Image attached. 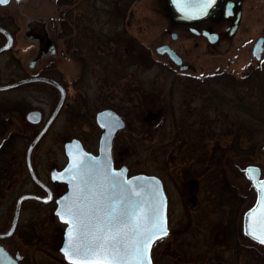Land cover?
<instances>
[{"label":"rangeland","instance_id":"rangeland-1","mask_svg":"<svg viewBox=\"0 0 264 264\" xmlns=\"http://www.w3.org/2000/svg\"><path fill=\"white\" fill-rule=\"evenodd\" d=\"M105 1L21 0L18 2L10 1L7 5L0 7V15L12 19L13 24L10 25V28L18 29L19 31L17 34L18 40L15 42L13 50L1 57L0 66L3 69L2 76L0 75V82L3 85L8 84L20 79L24 73L28 72L29 69L26 64L32 58L30 52L32 41L24 40L22 34H24L26 27L33 26L36 34L45 38L50 37L56 46V57L46 60L45 65L51 66L57 77L62 79L63 83L68 87L67 102L71 106L83 107L84 110L87 107L86 109L91 115H94L95 112L112 105L126 91L129 92V98L132 103L123 104V102L117 101L116 104L119 107L134 105L136 104L137 96L143 95L141 100L143 116L149 114L161 115L163 110H167L169 107L174 118L172 119L167 111L169 117L166 116L167 118L162 123V127L151 136L148 135L146 126L143 129V133L137 136L135 144L127 146L125 157L116 166H125L128 169V175L145 174L155 176L163 184L167 197L168 228L169 231L174 232V235L155 242L153 247H155V254L156 252L158 253L156 255L157 262L158 264H178V259L182 260V257L193 254L194 252H189L191 250L189 246L192 244L197 246L203 237H207L205 232L195 235L193 230H189L190 228L193 229V226L201 220L205 227L209 224L216 225L217 222L221 223V227L216 228L209 236L210 242H207L209 251H221L226 255L222 259L224 261L227 256L233 259L234 254L237 252L239 254L238 261H236L238 262L237 264H247L244 262L246 256H243L245 255L244 253L248 252L245 249L253 252L251 247L256 249H262L263 247L245 240L239 234L241 229H238L239 232L236 234L234 233L236 229L233 233L228 232V230H231V226L236 228L234 222L240 206H242V211H244L254 202L253 193L255 190L250 181H246L244 178L245 167L256 165L264 171V151L259 150V146L264 142V110L256 111V121L245 115L238 114L239 119L244 124L250 126L254 124V126L250 127V135L244 136L241 144L237 145L232 134L225 135L230 123H220V120H217L216 109L211 108L214 101L208 103L209 99L200 98L198 93L202 92L203 88L198 90L194 87V90L191 86L196 85L195 82H203L202 79L205 77H212L218 73H229L237 80L246 72L252 73L257 63L251 57L250 46L252 39L257 35L256 29L258 28V32H261V29L264 28V7L261 6L259 12L254 11L253 13V1H247L241 32L239 37L229 46L219 49H208L202 46L193 47L191 43H187L184 46L175 43L173 49L182 57L184 63H186L185 65L189 66L187 70L178 74L171 62L155 51L160 44L159 39L163 26L162 18H160L155 9L159 0H142V3L135 5L134 20L132 25L126 30V36L129 37V40L118 43L119 46L113 42V39L118 33L123 34V29H118L110 21V15L108 14L110 10L105 5L110 0ZM68 12L76 18L79 17L77 23L74 17L68 18ZM257 13L258 16L255 15ZM65 23H69L72 28L76 27L81 32L78 39L82 45L91 44L90 40H92L93 34V37L97 39L92 42L94 46L96 47L98 42L100 46L107 48V51L101 56L104 60L98 62V59H94L90 62L86 74L84 73V79H81L84 75L81 69V57L85 53H83L84 51L79 52L76 56V49L69 41L71 36L65 31ZM64 38L69 42L63 43ZM242 39H247V43L242 44ZM249 39L250 42H248ZM132 40L135 48L131 47ZM115 46L116 53L113 51ZM126 47L131 49L129 54L124 53ZM60 52L65 53L63 58L60 57ZM106 53L109 56H106ZM97 54L100 55L99 51ZM116 62L122 70L118 75L123 76L121 78L118 77V79H116ZM260 62L258 67H264V54ZM43 66L44 63L40 65L41 68ZM122 67L125 68L124 71ZM191 78L199 80L194 81ZM210 84L209 87H205L208 88L205 89L207 90L206 94L209 93L212 86L216 93H223V97L228 99V94L231 92L227 84ZM231 84L235 85L234 83ZM246 85L245 82L241 81L240 87L237 86L239 95L242 94L241 92ZM157 86H161L166 90L170 87H175L173 92H164L152 101L144 100L145 97L147 99V91ZM187 87H190L189 91L186 89ZM165 94L169 95L172 101L168 107H166L165 103L167 101ZM112 95L115 96L111 97ZM0 98L3 104L9 106L8 110L17 105L19 109H28L41 105L46 110L45 112H48V103L44 101L47 99L46 91L39 85L5 92L0 95ZM101 101H107L109 104L103 105ZM73 103L74 105H72ZM187 108H190V110H192L191 108L207 110L208 116L203 113L200 114L202 118H200L199 113L191 115L187 112ZM228 109L226 107V111H219L220 114L231 118L232 115L230 116ZM137 110L135 111L138 112ZM69 112V109H64L61 112L46 137L33 151L35 170L39 179L46 184H49L50 170L60 169L66 164L63 141L61 140L65 138L66 132L68 137L77 134V137L83 140L85 149L90 153L96 154L97 152V135L91 136L92 132L87 123V125L82 127V130L77 131L76 126L74 127L75 123L73 124L71 119L69 120ZM10 113L15 116L12 112ZM186 116L188 118L189 116H194L187 118L186 121L189 124L191 133L177 138L178 135L174 132L176 121L181 122L182 117ZM70 118L73 117L71 116ZM90 122H93V120H90ZM199 122L202 124L200 125ZM212 122L217 123L213 130L210 129ZM189 137L192 141H201L202 137H204L202 143L205 145V152L201 153V158L198 159L204 161V163L194 169L189 167L192 159L189 158L190 153L186 154L185 144H180ZM28 142L21 140L4 144V146L8 147L5 150L7 153L4 155L5 166L13 163L17 167V163H19V170L16 175L7 176L9 177L8 179H6V175L3 176V180H1L2 177L0 178V228L10 222L15 199L23 193L33 191V185L24 168V154ZM179 145L182 150H179ZM182 154L183 159L181 158ZM192 154L198 156V154ZM212 160L218 164L215 167L222 171L217 178L207 176L203 180H199L190 177L192 171L200 175V177L203 174L214 172L215 170L213 171L212 167H208ZM195 183L198 184L195 185ZM64 190L65 187H59L60 192ZM204 202L207 204L208 210H206ZM197 204L199 206L203 204L204 206L201 209V213L194 210V206ZM52 208L53 205L47 208L43 207V209L33 207V205L24 208L18 223L19 232L24 233L26 231L25 228L29 225L28 221H38V229L41 228L40 231L43 233L52 234L54 239H52L53 250L50 252L51 264H64L58 250L55 248H57L56 245L59 241L60 233L63 234L65 226L55 219L52 214ZM186 214H190L189 229L184 227L186 225ZM183 228L188 231L182 233ZM201 228L203 229V226ZM175 232L177 236H175ZM199 232L202 233V231ZM166 244L167 246L170 245L167 250L169 256H162L159 252ZM180 246H183V248ZM21 247H24V245L21 244ZM182 251H184L183 255ZM173 254L179 255V257L176 258ZM35 258L38 260V264L44 262L43 254L36 253ZM259 259L258 264H264V253L260 254Z\"/></svg>","mask_w":264,"mask_h":264},{"label":"flooded vegetation","instance_id":"flooded-vegetation-1","mask_svg":"<svg viewBox=\"0 0 264 264\" xmlns=\"http://www.w3.org/2000/svg\"><path fill=\"white\" fill-rule=\"evenodd\" d=\"M10 1H16V0H10ZM96 1L106 2L105 0H99V1L96 0ZM247 1L248 0H215V3L211 7H209L207 14L201 18L196 19V18H191L190 16L187 17V16L180 14L175 8V6L173 5L171 0H159V3L157 2V8L155 9L157 10V14L160 16V18H162L163 26H162V30L160 33V39H159L160 44L158 45V47L159 46L169 47L177 54V56L180 57L181 64L185 65L186 63H184L182 57L173 49L175 43L176 44L178 43L181 46H184L187 43L188 44L191 43L193 47L202 46L208 49L210 48L219 49L224 46L231 45L233 41H235V39L239 37V33L241 32V28L243 26V17L246 12ZM252 1H253V4H252L253 13L254 11L259 12L261 6L264 7V0H252ZM140 2L142 3L143 1L142 0H110L105 4L108 6V9L110 10L108 11V14L110 15V21H112V23L115 24L118 29H121V30L123 29L122 30L123 34L118 33L117 35L114 36L116 39L114 38L113 41H115L116 44L122 43L124 40H129V37L126 36L127 35L126 30H128L130 25H132V21L134 20L135 5ZM121 3L124 7H122ZM3 6L5 5L0 4V7H3ZM92 6L94 5L92 4ZM255 15L258 16V13ZM236 19H238V24L236 26V29L233 35L229 36ZM11 24H13L11 18L0 15V29L4 30L8 36L7 37L4 33L0 32V48L3 47L7 43L8 38L11 41L10 49L5 52H0V60L4 54L9 53L13 50L15 46V42H17L18 40L17 34L19 33V31L18 29L10 28ZM261 30H262L261 32H258V28L256 29L257 35L252 39V43L250 46L252 49L255 42L259 38L262 39L261 57L259 59H255L251 56L252 59H254L257 63L256 67L253 70H259L262 68V67H258V64L260 65L261 63L260 60L262 59L263 54H264V28H262ZM211 34L216 35L215 36L216 40H214V42H212L213 36ZM22 35H23L24 40L26 39V40L32 41V49L30 51L32 58L28 60L26 64L29 69L28 72L24 73V75L20 79L37 78V77L51 79L55 81L57 84H59V86L63 89L65 96H64L63 103L61 107L59 108L58 112L54 114L55 109L60 99V91L50 84H47L44 82H34V83L22 85L20 87H17L9 91H5V92L16 91L23 87L39 85L43 87L46 91L47 99L44 101L48 103L47 105L48 112L46 113L45 112L46 110L41 105H37V106L28 108V109H19L18 108L19 106L17 105L18 107L13 106L10 110H8L9 106L7 104H3L2 99L0 98V178L2 177L1 180L4 179L3 177L4 175H6V179H8L9 177L7 176H10L12 174L16 175L17 171L19 170V167H18L19 163H17L18 165L17 167L14 166L16 164H13V163L11 165L5 166L4 155H6L7 151L5 150H7L8 147L4 146V144L14 142V141L24 140V141H29L28 142V145H29L32 142V140L41 132V130L48 124L47 130L45 131V133L43 134V136L40 138L39 142L37 143L38 145L46 137V135L52 128L53 124L55 123L56 119L61 114V112L64 109H69L70 110L69 114L73 117V118H70L71 116L69 115V120L71 119L72 123L73 124L75 123L74 127L76 126L77 131L82 130V127L88 124L92 132L91 136L93 137L94 135H97V152H98V143H99V139H100V136L103 130L96 123V115L97 113L103 110H112L110 107L107 106L106 108L95 112L94 115H91V113L86 109L87 107H85V110H84L83 107L78 108V106H75L74 103L72 104L74 106H71L67 102L68 87L63 83L62 79L57 77V75L52 70L51 66L45 65L46 60H51V58H55L57 55V49H56L54 42L51 41L50 37L45 38V37H42L36 34L35 27L33 26L26 27V29L24 30V34ZM64 36L66 37V35ZM242 40H243L242 44L247 43V39L246 40L242 39ZM68 42L69 41H67L66 38L63 39V43L66 44ZM248 42H250V39ZM250 54H251V51H250ZM64 55H65L64 52H60V57L63 58ZM159 55L162 57H166L171 62V65L175 68L176 73L178 74L182 73V71L178 70V65H176L166 53L159 54ZM43 63H44V66L43 68H41L40 65ZM0 64H1V61H0ZM2 69L3 67L0 66L1 76H2ZM9 83H12V82H9ZM1 85L3 84L0 82V86ZM5 92L0 91V95ZM10 112L15 114V116H13ZM32 112L36 113V115H30V113ZM53 115L55 116L53 117ZM120 117L125 122V126L123 128L125 129L126 121L122 116ZM90 120H93V122H90ZM89 123L90 124L92 123V125H90ZM69 124L71 123L69 122ZM118 132H116L115 135ZM115 135L113 136V139H112L111 155H112L113 167L118 168L115 165L114 158L116 157L115 155L121 156V152L117 153L114 150ZM73 139H77L78 141L81 142V144H83V140L77 137V134H73L70 137H68V133L66 132L65 138L61 139L63 141V152H64V144ZM37 145L34 147V149L37 147ZM27 147H26V150H27ZM26 150L24 154V168L29 176V173L27 170L26 159H25ZM33 151L31 153V165H32L35 175L39 179L38 174L35 170L34 163H33ZM65 158H66V163H67L66 155H65ZM65 165L61 167L60 169L50 170L49 184H46L39 179L47 188L51 190V193L53 195L52 200L46 204H43L35 200L23 201L20 207L19 219H20L21 212L24 210V208L28 207L29 205H33V207H39L42 209L43 207L47 208L53 205L52 214L55 217V219L58 221L57 217L54 215L55 199L59 197L66 190V185L62 182L52 181L51 174L54 171L62 170L65 167ZM29 179H30L31 184L33 185V191L29 193L35 194L40 197L45 196V191L41 189L39 186L35 185L31 181L30 176H29ZM59 187L61 188L65 187V190L63 192H60ZM253 195H254V200H255L257 196L256 192H254ZM18 197L14 201L12 214L10 215V220H9L10 222H8L6 226H3L2 228H0V233H5L10 227L11 221L13 218L15 202L18 199ZM242 214H243L242 206H240V208L237 211L236 220L234 222V224L236 225V228L231 226L230 229L232 231L228 230V232L233 233L234 230L236 229V232H234L236 234L237 232H239L238 229H241V232L239 234H241L245 240H249L250 243L258 245L256 242L245 237L244 231H243V220L244 219H242L243 218ZM6 217L8 218V216ZM19 219H18V223H19ZM18 223L15 227L14 232L9 238L0 240V247L8 254V256H5L0 259V264H38L37 263L38 260L35 258L36 253H40L44 255V262L40 264H51L50 252L53 250L52 234L50 233L47 234V233H43L42 231H40L41 228L38 229L39 227L38 221L34 222L33 220L28 221L29 225L25 228L26 231L24 233H20ZM32 224H35V225H32ZM61 237L63 238V234L61 235ZM55 239H56V236H55ZM21 240L22 241L24 240V241L22 242ZM61 243H62V239L60 242L59 241L57 242V245H56L57 248L55 249L58 250V253L61 256L62 261L65 264H68L67 262L64 261L59 251ZM21 244L24 245V247H21ZM251 249L253 250V252L245 249V251H248L250 253L248 252L244 253L245 255L243 256H246V258H244V262L247 264H258L260 261L259 256L260 254L264 253L263 252L264 249L263 248L256 249L252 247ZM231 251L235 252L237 250H231ZM247 254L251 256L249 257V255ZM224 256L226 255L222 253V258L220 260L221 263L219 264H237L238 263L236 262L238 261L237 258L239 257V254H237V252L234 254L233 259L232 258L230 259V257L227 256L224 261L222 260ZM209 264H213V263H209Z\"/></svg>","mask_w":264,"mask_h":264},{"label":"snow or ice","instance_id":"snow-or-ice-1","mask_svg":"<svg viewBox=\"0 0 264 264\" xmlns=\"http://www.w3.org/2000/svg\"><path fill=\"white\" fill-rule=\"evenodd\" d=\"M7 0H0L6 3ZM181 12L190 0H173ZM215 0H198V14H204ZM257 189V203L246 214L245 233L264 243V183L249 167L245 170ZM125 169L112 167L111 157L98 159L81 153L70 163L61 179H68L73 191L60 201L57 214L66 221V241L61 251L71 264H152L153 242L167 235L166 198L159 182L129 180ZM50 198V197H49ZM259 213V225L250 223Z\"/></svg>","mask_w":264,"mask_h":264},{"label":"trees","instance_id":"trees-1","mask_svg":"<svg viewBox=\"0 0 264 264\" xmlns=\"http://www.w3.org/2000/svg\"><path fill=\"white\" fill-rule=\"evenodd\" d=\"M121 5H122V3H121ZM122 7H124V6L122 5ZM73 17L74 16H72L71 13L69 12L68 18H73ZM74 20L77 23L78 18L74 17ZM65 24H66L65 29L71 36L69 41L71 44H73V47L76 49V56L78 55L79 52L84 51L83 53H85V55L83 57H81V56L80 57L82 60V62H81L82 63V67H81L82 74H84V73L86 74V72L90 66V62H92L94 59H96V60L98 59V62L104 60V58H102L101 56L107 51V48L105 46L104 47L100 46V44L97 41H96L97 44L95 43L96 44V47H95L92 42L93 41L95 42V40H97V39L95 37H93V34H92V40H90L91 44L82 45V43L78 39V37H80L81 32L78 29H76V27L72 28V26L69 23H65ZM109 42H112V41H109ZM113 42L116 44L115 41H113ZM116 45L119 46L118 44H116ZM131 47L135 48L133 40H132ZM115 48H116V46L113 49L114 53H116ZM98 51H99L100 55L97 54ZM130 51H131V49H129L128 47H126V49H124V53H126V54H129ZM106 56H109V54L106 53ZM102 67L105 68L104 66H102ZM115 67L117 68L116 79H118V77L119 78L123 77L122 75H118L119 72H122V70L118 67L117 62H116ZM122 68L124 71L125 68L124 67H122ZM263 69H264V67H262L259 70H253L251 74L246 72L239 80L235 79L234 76H232L229 73H220V74L218 73V74H214L212 77H205L204 79H202L203 82H195L196 85L191 86V87H193V89L195 87L198 90H200V88H203L202 89L203 91L198 93L200 95V98L204 97L205 100L209 99L208 103H210L211 101H214V103H212V105H211V108L216 109V112L218 114L216 116V118H218L217 120H220L219 121L220 123H230L228 125L227 132H225V135H231L232 134L234 136V139H235L234 141L237 145L241 144V141L244 138V136L250 135L249 134L250 127L254 126V124H251V126L244 124L239 119L238 114L245 115L246 117H250L252 120L256 121V111L257 110H261V111L264 110V70ZM85 74L81 77V79H84ZM191 80L195 81V80H199V79L191 78ZM240 80L245 82V84H247L244 87L245 89L241 92L242 93L241 95H239V92H237L238 87H240V83H241ZM210 83L227 84L230 87L229 90L231 92L230 94H228V99L223 97V93L222 94H219V92L216 93V90L212 86L210 88L211 90L209 89L210 90L209 93L206 94L207 90H205V89H208V88H205V87H209L211 85ZM231 83H234L235 85H232ZM174 87H170L168 90L164 89L161 86H157L156 88H152V90L147 91V94H148L147 99L145 97L144 100L152 101L154 98H157V96L161 95L164 92L165 93H171L174 91ZM189 88L190 87H187L186 89H188V91H189ZM125 90H127V89H125ZM125 90H123V91H125ZM122 95L123 96L118 97L112 105L108 106L115 113H117L118 115L125 118V121H126V128L120 130L114 137V150L117 153L121 152V156L115 155L116 157L114 158V162H115L116 166L119 165L120 160H122L125 157L124 154H126L127 146H132L133 144H135L137 136L143 133V129L146 128V126L148 128V135L151 136L152 134H154L157 130H159L162 127V125H163L162 123L164 122V120L167 117H169L167 115V111H168V114L170 115V117L173 116V113H171V109L168 107V105L172 102L171 97L167 94H165V97L167 98V101L165 103H166V107H168V109L163 110V114H161V115L149 114L146 116H143L142 108H141V100H142V96H143L142 94H140L142 96H137L136 104L125 105L124 107H119L118 104H116L117 101L118 102L121 101V102H123V104L132 103V100L129 98V92L125 91ZM114 96L115 95H112L111 97H114ZM204 98L202 99L203 102H204ZM101 102L103 103V105L109 104V102H107V101L106 102L101 101ZM183 104H184V102H183ZM189 105H190V103H189ZM226 107L231 109V110H229V109L227 110L228 113L230 114V116L232 115L231 118L227 117L226 115L220 114L219 110L226 111L225 110ZM187 109H188L187 112H189V114H191V115H196L199 113L200 118H202L200 114L203 113L204 115L206 114V116H208L207 110H202V109L198 110L196 108H191L192 110H190V108H187ZM135 110H137L138 112H136ZM192 117H194V116H189V118H192ZM173 118L174 117H172V119ZM182 118L183 119L181 120V122L176 121V125L174 128V132L178 135L177 138H180V136L184 137L185 134L191 133V129L189 127V124L186 123L188 116L182 117ZM204 121H205V119H204ZM199 124L201 125L202 123L199 122ZM216 125H217V123L212 122V126H210V129L213 130V127ZM181 139H182V137H181ZM203 140H204V137H202L201 141H198V140L192 141V140H190V137H189V138H187L186 141H182L180 143L181 145L185 144L184 148H185L186 154L190 153L189 158L192 159L191 160L192 162L189 164V167L190 168L192 167V169H194L196 166L199 167L204 163V161L198 160L199 158H201V153L205 152V145L202 143ZM179 150H182L181 146L179 147ZM192 153L198 154V156L193 155ZM181 158L183 159V154H182ZM205 163L208 164L207 161H205ZM215 166H218V164L212 160L208 164V167L209 168L212 167L213 171L215 170L214 172H211L210 174L209 173L203 174L200 177V175H198L192 171L190 174V177L192 179H199V180H203L204 177H207V176H210V177L214 176L215 178H217L218 174H221L222 171L217 169L218 167H215ZM210 170H212V169H210ZM205 171H208V170H205ZM193 184H194V182H193ZM197 184L198 183H195V185H197ZM204 206H205L206 210H208L207 204L205 202H204ZM204 206H203V204H201L200 206L197 204L196 206H194V210H197L201 213L202 212L201 209ZM221 207H222V203H221ZM207 213H209V212H207ZM189 215L190 214H186V218H185L186 219V225L184 227H186V228L189 227V223H190ZM201 226H203V229L201 228ZM218 227H221L220 222H217L216 225L209 224L205 227L204 224L202 223V221L199 220V222H197L193 226V229L188 228L189 230H193L195 235H198V233L203 234V232H205L206 233L205 235H207V237L206 236L203 237L201 242L197 246L195 244H192L191 246H189L191 249V250H189V252H194V253L191 255L188 254L187 256L182 257L183 258L182 260L178 259L177 262H179V263L182 262L181 264H185V263L186 264H209V263L219 264L220 260H221L222 252L221 251L218 252L215 250L209 251V249L207 247V242H210L209 241L210 234L212 232H214L216 230V228H218ZM196 230H198V231H196ZM185 231H188V230H184V228H183V231H181V232L183 233ZM199 231H202V233ZM61 235H62V233H60L59 242L62 239ZM173 235H174V232L169 231V233L166 237H168V236L172 237ZM175 236H177L176 232H175ZM173 240L176 241L175 239H173ZM180 247L183 248V246H180ZM152 248L153 249L151 250V257L153 260V264H158L157 259H156V255L158 253L156 252V254H155V252H154L155 247H152ZM169 248H170V245H168V246H167V244L164 245L161 248L162 250H161V252H159V254H161L162 256H164V255L169 256V253L167 252V250ZM183 253H184V251H182V255H183ZM173 256H175L176 258L179 257V255H177V254L176 255L173 254Z\"/></svg>","mask_w":264,"mask_h":264},{"label":"water","instance_id":"water-1","mask_svg":"<svg viewBox=\"0 0 264 264\" xmlns=\"http://www.w3.org/2000/svg\"><path fill=\"white\" fill-rule=\"evenodd\" d=\"M9 1L10 0H7L6 3H0V4L6 5ZM16 1H21V0H16ZM171 1L173 3V0H171ZM190 2L192 4V7H190L186 12H181L176 7V5L174 3H173V5L175 6V8L177 9V11L180 14H182L184 16H187V17L190 16L191 18H196L197 19V18H201V17H203V16H205L207 14L209 8L207 9V11L204 14H202V15L198 14L200 12V9L198 7H196V4L198 3V0H190ZM237 24H238V19H236V21H235V23H234V25H233V27L231 29L232 31L230 32L229 36L233 35ZM0 32L4 33L7 36V33L4 30L0 29ZM211 35L213 36L212 42H214V40H216V37H215L216 35L215 34H211ZM10 47H11V41L8 38L7 43L3 47L0 48V52H5V51L9 50ZM155 51L158 54L166 53L169 56V58L176 65H178V70L179 71H184V70L188 69V66L181 64L180 57L177 56V54L172 49H170L169 47H167V46H159V47L156 48ZM261 52H262V39L259 38L255 42V44L253 45V47L251 49V56L256 58V59H259L261 57ZM34 82H44V83L50 84V85H52L53 87H55L56 89H58L60 91V99H59L58 105H57V107L55 109V112H54V114H56L58 112L59 108L61 107L62 103H63L65 93H64L63 89L59 86V84H57L55 81H53L51 79L40 78V77L20 79V80H16V81H14L12 83H9V84L1 85L0 86V91H3V92L9 91V90L15 89L17 87H20L22 85H26V84H30V83H34ZM30 115H36V113L32 112V113H30ZM54 116L55 115H53V117ZM96 123L103 130V132H102V134L100 136V139H99L97 154L94 155L92 153L87 152L84 149V147L82 146L81 142L78 141L77 139L70 140V141H68V142H66L64 144V153H65V155L67 157V163H66L65 167L62 170L54 171L51 174V180L52 181L62 182V183H64L66 185V190L59 197H57L55 199L54 215L57 217V219H58V221L60 223L65 225L64 230H63V239H62V243H61L59 251H60L61 255L63 256V259L69 264H71V262L66 259V257L64 256V253L61 251V248L64 246V243L66 241V231H67V228H68V224H67L66 221H62L60 219L59 215L57 214V208L62 206L60 204V201L64 200V198L66 196H70L72 191H73V189H72L71 185L69 184L68 179H61L60 177L64 175V170L66 168H68L70 163H75L76 160H78L80 158L81 153L88 154V155H90L92 157H96L98 159H106L108 156H110L111 157L112 167H113L112 155H111L112 139H113V136L115 135V133L118 130L124 128V126H125V123H124L123 119L120 116H118L115 112H113L112 110H103V111H100L99 113H97V115H96ZM47 128H48V124L41 130V132L28 145L27 150H26V155H25L26 164H27V170H28L29 176L31 178V181L35 185L39 186L41 189H43L45 191V196L40 197V196H37L35 194H30V193H25V194H22L21 196H19L18 199L15 202L11 225H10L9 229L5 233H0V240L9 238L12 235V233L14 232L15 227H16V225L18 223L20 207H21V204H22L23 201L35 200V201L41 202L43 204H46V203H49L52 200V198H53L51 190L49 188H47L37 178V176L35 175V173L33 171L32 165H31V153H32L34 147L39 142L40 138L43 136V134L47 130ZM259 150L260 151H262V150L264 151V142L259 146ZM250 166L258 170V172H254V173H252V175H255L256 178L262 183H264V171H262L261 168L259 166H256V165H248L244 169V174H243L244 178H245L246 181H250V183H251L252 187L254 188V190L256 192V195H257V189L253 185V180L249 178V174H247L246 171H245ZM116 169H125V173H124L125 177L127 179H129V180H135L137 183L141 182L140 179H138V178H143L145 180H151L152 178H155V180L159 182V185H160V188L162 189L163 195L166 198L165 215H166V219H167V197H166V194H165V191H164V188H163V184H162V182H161V180L159 178H157L155 176L145 175V174L128 175V170H127V168L125 166H121L120 168H116ZM256 203H257V196H256V199L254 200L253 204L243 211V214H242V216H243L242 219H244L243 220V231H244L245 237H247L250 240L256 242L258 245L262 246L263 249H264V243H260L258 240L253 239L251 236H249V235H247L245 233L246 214L248 213V211L250 209H252L256 205ZM258 215H259V213L253 215V217L250 220V223H251V225L253 226L254 229L260 223V221L258 220ZM167 228H168V221H167ZM168 233H169V228H168ZM168 233H167V235H168ZM167 235L157 238L153 242V244L157 240L162 239V238L166 237ZM153 244H152V246H153ZM152 246H151V248L149 250L150 257H151ZM5 256H8V254L0 247V259L5 257ZM152 264H153V262H152Z\"/></svg>","mask_w":264,"mask_h":264}]
</instances>
